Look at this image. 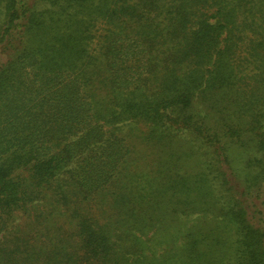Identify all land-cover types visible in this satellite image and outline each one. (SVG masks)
I'll return each instance as SVG.
<instances>
[{"label": "trees", "instance_id": "trees-1", "mask_svg": "<svg viewBox=\"0 0 264 264\" xmlns=\"http://www.w3.org/2000/svg\"><path fill=\"white\" fill-rule=\"evenodd\" d=\"M0 12V264H264V0H0ZM126 121L209 146L204 171H174L150 204L204 219L159 253L142 244L163 219L125 190L133 149L107 130Z\"/></svg>", "mask_w": 264, "mask_h": 264}, {"label": "rangeland", "instance_id": "rangeland-1", "mask_svg": "<svg viewBox=\"0 0 264 264\" xmlns=\"http://www.w3.org/2000/svg\"><path fill=\"white\" fill-rule=\"evenodd\" d=\"M2 18L3 13L0 12V20H2ZM1 60L3 59L0 56V61ZM242 91L243 95L246 97L249 88H244ZM263 91L262 93H264ZM208 115L211 118L210 126L212 123L214 125L219 124L220 120L217 114L213 116L212 112L209 111ZM235 118L236 117H233L232 120ZM244 118L247 120L246 116ZM107 130L113 131L117 133L118 136L123 137L127 146L133 149L131 157L125 159L127 161L120 173L124 181L125 190L129 191L133 196L141 194L145 213L148 215L155 213L160 219H163L162 222L158 220L153 223L152 230L147 233V236L143 237V239L149 240L148 242L143 241L144 243L142 246L147 248L146 250L149 253H159L162 252V249L166 246H170L171 244L179 245L182 242V232L187 229L186 227L191 226L196 221V218L200 217L199 221H204L201 214L188 215L187 217L176 219L173 214L169 213V209L165 206L164 200L158 203L156 207L150 204L160 194L161 196L164 195L166 192L165 189L170 185V179L174 178V171L178 170L180 174L184 171L197 173L203 168L205 169V163H207L209 159V146L189 130L182 128L177 129L174 127L152 128L142 121H126L114 127L107 128ZM237 149L238 148L235 147L231 148L232 158H234V160H236L238 156H243V154L239 155L240 149ZM184 167L186 170H184ZM209 178H211V175ZM215 187H217L216 184H214L213 190L214 194H217L218 189ZM154 191L156 194H152ZM157 191L161 193H157ZM148 200H150L149 203H147ZM260 200L256 202L258 206L261 207V203H264V195ZM128 205L127 209L125 208L123 210L135 209L131 204ZM263 206L264 205H262V207ZM136 213H138V208ZM168 215L172 216L170 217ZM58 219V225L66 228L67 220L65 216L60 214ZM206 219L211 221V215L208 214ZM223 228L224 225L221 224L218 230L223 238L227 235L228 241V233L227 231L225 233ZM229 236L233 243V240H235L233 233L230 232ZM228 245L231 248L230 252H233L234 248H232L229 242ZM147 251L146 253H148Z\"/></svg>", "mask_w": 264, "mask_h": 264}]
</instances>
